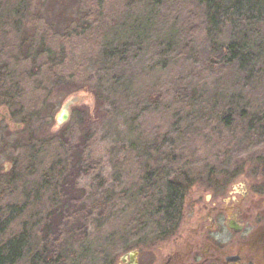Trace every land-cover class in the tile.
Returning <instances> with one entry per match:
<instances>
[{
    "label": "rangeland",
    "instance_id": "374dc122",
    "mask_svg": "<svg viewBox=\"0 0 264 264\" xmlns=\"http://www.w3.org/2000/svg\"><path fill=\"white\" fill-rule=\"evenodd\" d=\"M26 15L39 19L37 35L46 37L50 49L58 51L62 42L68 82L54 84L45 56L33 68L15 61ZM209 19L211 13L196 0H109L101 19H95L88 0H0L2 85H16L14 102L1 99L0 109L18 116L13 123L19 125L0 130L5 242L24 240L34 248L65 168L60 135L76 141L79 114L92 123L85 159L99 164L77 179L80 201L94 213L82 242L64 238L73 264H95L104 255L119 264L138 249L144 262L158 263L165 251L156 238L161 218L134 220L149 171L158 173L152 192L160 196L167 175L186 172L192 187L184 192L185 216L192 204L209 198L217 206L227 198L240 203L245 191L255 198L263 192L264 198L258 158L264 141L256 136L264 112V20L244 27L221 10L214 15L219 22ZM67 29L75 32L64 41ZM240 37H245L244 59L227 62L220 48ZM89 77L108 98L98 113L93 94L79 85ZM33 262L28 252L19 263Z\"/></svg>",
    "mask_w": 264,
    "mask_h": 264
},
{
    "label": "trees",
    "instance_id": "16d2710c",
    "mask_svg": "<svg viewBox=\"0 0 264 264\" xmlns=\"http://www.w3.org/2000/svg\"><path fill=\"white\" fill-rule=\"evenodd\" d=\"M82 2L85 0H81ZM109 0H88L94 10L95 19L103 17L105 5ZM203 5L206 12L211 13L210 23L220 19H214L220 10L230 12L231 15L239 18L244 27H254L258 22L264 20V0H196ZM89 16V15H88ZM23 27L17 38V44L14 47L16 50L15 61L27 63L33 68L40 59L45 56L46 61L43 62L48 75L52 78L54 84H64L67 78L70 79V73L66 75L69 67H65L66 57L63 53L62 42L58 51H53L46 44V37L37 35V19L34 15L24 16ZM75 30L67 29L62 35V40L73 36ZM245 34V33H244ZM246 35V34H245ZM241 39L228 42L227 45L220 48V55L227 62L239 60L240 62L246 55L245 45ZM65 41V40H64ZM63 41V42H64ZM1 46L5 48L6 44ZM10 47V46H8ZM3 53V52H2ZM1 53V54H2ZM71 64V62H68ZM7 66L3 63L2 68ZM3 75L1 74L0 66V100L7 99L9 103L15 100L14 86L3 87ZM68 84V83H66ZM80 87L87 92L93 94L96 100L94 112L98 113L107 102L108 98L94 88L91 77L79 83ZM83 110V109H82ZM102 110H100V115ZM96 115V114H94ZM260 122L258 123L260 130L256 129V136L259 140L264 141V112L259 115ZM17 118L18 116H12ZM80 126L79 134L74 143H70L64 134H61L60 142L65 149V168L61 167V178L56 185L55 202L49 207L44 216V223L37 229L36 244L33 246L24 240L12 239L5 242L2 236L0 227V264H20V259L23 254L31 256L34 264H73L70 256L63 248V241L66 236H70L71 241L75 244L82 242L87 236L89 218L94 213L92 207L81 203L82 191L77 188V179L80 176L92 173L96 170L99 163L88 162L85 159L86 150L93 139L91 130V121L88 115L79 114ZM21 126L26 127L23 118H19ZM257 125V124H256ZM255 128V127H254ZM253 128V129H254ZM261 131L262 133H259ZM259 155V163L264 173V151ZM64 170V171H63ZM158 175L157 171H149L146 173L144 183L147 191L141 195L142 207L135 215L134 220L144 221L159 216L161 220L173 219L174 215L179 212L182 192L181 187L190 185V178L184 171L177 172L173 175H167V183L165 192L162 196L152 192L155 185L154 177ZM150 197V198H149ZM147 199H149L147 201ZM162 224V222H160ZM140 227V226H138ZM19 240V241H17ZM42 252V255L41 253ZM40 257H39V256ZM39 257V261L35 263V259ZM112 258L102 256L101 260L95 264H111ZM32 263V264H33Z\"/></svg>",
    "mask_w": 264,
    "mask_h": 264
},
{
    "label": "flooded vegetation",
    "instance_id": "af4514ba",
    "mask_svg": "<svg viewBox=\"0 0 264 264\" xmlns=\"http://www.w3.org/2000/svg\"><path fill=\"white\" fill-rule=\"evenodd\" d=\"M13 126L19 125L13 123L6 110L0 109V130ZM181 186L180 210L173 219L162 220V230L156 237L165 249L157 264H264L263 192H257L260 197L255 198L245 191L243 201L238 204L227 198L223 205L217 206L209 198L202 205L192 204V213L185 216L184 192H189L192 186ZM236 194L237 191L233 193ZM119 264L154 263L153 259L144 262L138 249L121 257Z\"/></svg>",
    "mask_w": 264,
    "mask_h": 264
},
{
    "label": "water",
    "instance_id": "95a60500",
    "mask_svg": "<svg viewBox=\"0 0 264 264\" xmlns=\"http://www.w3.org/2000/svg\"><path fill=\"white\" fill-rule=\"evenodd\" d=\"M68 106H69V104H67V106L65 107L64 112H66ZM61 120H64L62 116H61ZM134 255H135V253H133V254L130 255V259H131V260L133 259Z\"/></svg>",
    "mask_w": 264,
    "mask_h": 264
}]
</instances>
